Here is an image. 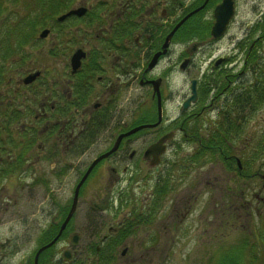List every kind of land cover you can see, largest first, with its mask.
<instances>
[{
    "label": "flooded vegetation",
    "instance_id": "1",
    "mask_svg": "<svg viewBox=\"0 0 264 264\" xmlns=\"http://www.w3.org/2000/svg\"><path fill=\"white\" fill-rule=\"evenodd\" d=\"M188 1L168 0L166 3V0H154L151 6L148 5L150 0H103L92 12L86 0H67L66 8L48 20L49 33L42 38L34 36L11 60L7 57L10 46L4 50L5 44L11 42L12 33L21 26L22 19L3 23L0 97L7 98V105L0 111V128L7 120L10 122L19 117L20 108L24 114L19 128L22 151H0V157L4 153L6 157L11 156L8 161L19 160L28 165L23 173H10L9 179L0 185V194L6 183L12 181L16 185L13 196L6 198L12 200L11 205L0 195V226H5L6 213L12 214V207L17 208L12 217L23 226L17 235L11 234L0 240V264H12L13 261L14 264H35L37 251L56 235L59 236L55 243L37 256L36 264H151V253L165 252L166 245L160 246L163 243L161 232L150 233L146 228L155 222L157 210L160 207L164 209L166 205L165 198L155 194V188L161 187L171 176L174 165H170L167 151L176 134L182 137L180 143L194 146L196 154L198 151V154L202 151H236L237 147L230 140L238 137V147L243 151L245 144L240 137L243 111L259 102L264 95V53L256 55L258 48H264V7L260 8L264 2L248 0L253 2L250 11L255 20L244 21L243 17L242 20L236 19L239 0H235L233 16L224 34L215 38L208 31V35L197 38L200 25L212 28L215 22L214 5L220 0H209L199 15L186 21L190 27L185 35L178 34L177 30L164 48L168 33L189 4L194 1L190 7H198L205 0ZM133 5L137 6V13L131 11ZM82 6L89 8L90 12L87 10L85 15L74 14L64 20L57 19L60 14ZM3 13L2 4L0 18ZM207 13L209 16L204 17ZM129 14L131 19H127ZM85 18L93 19L94 31L87 32ZM134 26L139 29L152 27L158 35L151 37L144 31H135ZM179 43L189 45L178 53ZM78 49L84 50V55L74 70L72 57ZM43 53L51 59L47 65L42 63ZM157 53L160 54L150 68ZM195 54H200L201 59L206 55L212 57L206 72H202L201 82L205 81L206 94L200 88V80L192 78L196 80V102L183 108L190 93L184 94L179 113L168 119L166 103L172 96L167 99L165 75L159 76L155 72L165 58L170 64L169 70L178 65L181 72L197 68L199 71L200 64L194 62ZM254 58H257V63L248 68V63ZM184 61L185 67L182 68ZM163 73H166L165 67ZM34 74L33 80L24 82ZM251 76L252 83L249 80ZM136 84L146 91L148 102L142 100L143 91L133 93L137 89ZM155 87H158V92ZM126 89L129 93L123 101L121 96ZM250 89L252 91L248 92ZM237 98L248 100L240 106L236 104ZM20 99L22 103H19ZM224 100L230 104L226 110L220 111L215 123L202 120L210 111L217 113L220 102ZM222 113L227 114L230 125L220 130L226 136L225 144L216 148L212 140L205 138L207 142H204L203 138L210 137L215 127L220 125L224 119ZM138 126L143 127L124 135ZM167 133H172V140L164 143L166 151L159 156L156 170L150 166L153 157H147L145 149ZM102 134L111 144L89 160L87 151ZM120 135L118 147L96 162L78 188L74 211L61 230L87 169L100 155L110 151ZM140 137L152 140L140 155L141 162L150 172L142 186L148 183L152 186L144 195H135L130 185L138 176L132 173L124 188L116 192L121 182L118 175L120 165L127 163V169L124 167L123 171H128L132 163L140 164L138 153L134 149L129 152ZM194 156H186V165L182 160L178 163V168H184L178 170L177 187L194 172L196 161L201 163L204 157L198 156L194 160ZM223 158L228 167V163H234L237 168L239 161L242 168L235 171L242 177L246 175L240 154ZM3 160L0 158V162ZM30 178L32 180L29 181ZM17 195L21 200L19 206H15ZM194 199L195 202L197 199ZM185 202L189 203V199ZM247 205L241 193L233 201H222L220 207L228 213L244 211L240 216H246ZM210 207L214 210L215 203ZM166 229V225L162 227L164 232ZM148 236L153 242L145 243Z\"/></svg>",
    "mask_w": 264,
    "mask_h": 264
},
{
    "label": "rangeland",
    "instance_id": "2",
    "mask_svg": "<svg viewBox=\"0 0 264 264\" xmlns=\"http://www.w3.org/2000/svg\"><path fill=\"white\" fill-rule=\"evenodd\" d=\"M25 1L28 0L3 1L4 13L0 18V35H2L3 32V23H11L15 20L19 21V19H22L25 11ZM102 1L103 0H86V4L91 7L92 12H94L95 7ZM153 2L154 0H150L148 5L152 6ZM189 2L190 0L188 3ZM263 2L264 0H262V4ZM166 3H168V0H166ZM252 3L248 0L238 1L237 20H242V17L244 18V21L255 20V15L250 11ZM262 6L264 7V4L261 5L260 8ZM206 16L208 17L209 13L204 15V17ZM90 27L94 29L95 25H91ZM39 29V25H35L34 29H25L22 24L21 26H17L16 31L12 33L11 42L5 44L4 50H7L8 46L13 47L17 44L24 31L25 33L33 34L39 31ZM189 43H179L178 53L183 51ZM257 50L259 52L256 53V55L262 56L264 48H258ZM172 56L173 59H175V56ZM211 59L212 57H207V55L204 59H201L200 54H195L194 62L195 64H200L199 71L197 68L189 70L188 72L179 71L178 65H176L175 69L169 70L170 64L167 63V58L161 61L155 73L159 76L165 75L166 83L164 87L167 93V99L170 100L172 96L171 100L166 103L167 109L165 115H167L168 119L177 116L179 113L178 108L184 94L187 95L189 93L190 80L192 78L202 80L204 77L202 72H206L208 62ZM203 60H206L205 63H203ZM49 62H51V59L43 53L42 63L47 65ZM256 63L257 58H254L251 63H248V68ZM164 67L166 68L165 74L163 73ZM224 71L225 70H223V72ZM249 80H251L252 83V76ZM9 88L6 91L7 97L9 96ZM136 88L137 89L134 90L133 93L138 94L139 91H143L144 96L142 100L148 102L149 96L146 91L139 89L137 84ZM251 91L252 90L250 89L248 92ZM128 93L129 89L122 92L121 97L123 101L127 99ZM6 99L7 98L0 97V111H3L7 105L5 102L7 101ZM204 99L205 95L202 100ZM259 99V102L254 103L252 106L249 105L248 108L243 111L244 115L240 124V130L242 132V135L240 136L242 140L241 142L245 144L243 151L238 147L239 137L230 140V142L237 147L236 151H202L198 154V156H204L202 162L200 163L196 161V166L193 170L194 172L190 174L179 187L174 186L178 185V181L175 183L178 175V163H180L181 160L183 162L186 161L187 155H196V151H194L196 149L191 144L180 143L182 137L178 133L176 134V137L173 139V142L167 151V158L170 161V165H174L172 166L174 169L172 170L168 181L169 184L176 187V189L170 190V192L163 196L166 204L164 209L160 207V210H157L154 217L155 222L146 228L150 233L161 232V240L163 243H161L160 246H162V244L166 245L165 252L161 253L154 251L151 253V264H209L210 260L217 259L220 254H223L225 258L237 257L238 254L239 261L237 264H248L247 259L248 256L250 257L247 252L248 248L241 245L244 240H248L250 243H257L259 245V252L261 253V248L264 247V191L262 190V181L258 174L264 171V95ZM221 100H223V97L220 98V101ZM19 103H22L21 99L19 100ZM220 103L223 107L219 105L220 109L217 113H212L210 111L202 118V120L215 123L217 116L220 115V111L226 110L225 107L230 104L227 100ZM20 113L19 117L11 119L10 122L7 120L1 126L0 132L3 136L0 141V151H10V153L13 151L17 152V150L21 151V146L19 144L21 141L19 128L24 114L21 108ZM210 116L213 117L207 119V117ZM151 141L152 140H146L140 137L136 140L135 144L130 147L129 152L134 149L135 152L138 153L140 164L138 163V165H136L132 163V167L129 168L128 171H123V168H126L127 163L123 162L120 165L118 175L121 182L116 187V192L120 188H124L123 186L126 185L127 178L132 173H136L138 176L130 185V189L135 195H144L145 192L150 190L152 186L151 183L142 186L144 180L149 178L150 172L148 171L149 169L147 165L141 162L140 155ZM108 142L109 139L102 134L99 141L87 151L88 159L90 158L89 160H91V156H95L96 153L107 149L111 144V142ZM15 152L13 154H15ZM1 154L2 156L0 158L5 159L3 160V167L7 169L10 165V161L7 159H10L11 156L6 157L4 153ZM231 154L241 155L244 167L243 172L246 174L244 177L238 175L235 171L234 163H228L229 167L225 163L223 156ZM1 165L2 164H0V166ZM105 172L106 171H104V173ZM16 174L17 173L14 175ZM34 178L35 175L32 179ZM32 179L30 178L28 180L30 181ZM4 181H6V178H3V176L0 175V185L4 184ZM11 182L12 181L5 184L6 188L0 194L3 200L10 198L14 194V188L16 185ZM241 193L245 198L246 204H249L245 210L246 216H240L244 211L237 210L233 213H228L229 211L226 212L222 210L220 207L222 201H225V203L227 201H233V198H236ZM194 198L197 199L195 202L193 201L195 200ZM181 199H183L182 203H180ZM188 199L189 203H186L185 201ZM6 201L10 202L8 205L12 204V200L6 199ZM211 202L215 203L214 210L210 207L213 204H211ZM19 204H21V200L17 195V204L15 206H19ZM16 211L17 208L12 207V214H9L8 212L6 213L5 226H0V240H3L4 237H9L11 234L17 235L22 230L23 226L12 217ZM163 220L164 222H162ZM165 225L167 229L164 232L162 227ZM148 237L146 238L145 243L153 242L150 236ZM241 248H245L244 253H242L243 251L233 252L240 250ZM262 263L263 261L261 264ZM12 264H14V261ZM253 264L259 263L253 262Z\"/></svg>",
    "mask_w": 264,
    "mask_h": 264
},
{
    "label": "trees",
    "instance_id": "3",
    "mask_svg": "<svg viewBox=\"0 0 264 264\" xmlns=\"http://www.w3.org/2000/svg\"><path fill=\"white\" fill-rule=\"evenodd\" d=\"M4 0H0V8L2 9V4H3ZM66 3L67 0H28L24 2V15L22 17V19H24L23 21V26L25 27V29H34L35 25H39L40 27L42 26H46L48 23V20L51 19L52 16L57 15L59 12H61L64 8H66ZM182 3H184L182 1ZM129 9L126 8V11H128ZM135 13L138 12V8L137 6L132 7L131 11H133ZM125 11V13H126ZM27 19V26L25 24V20ZM131 15L129 14L127 16V19H131ZM93 21L92 18H85V29L87 30V32H91L94 31L93 28H91V22ZM199 24V23H197ZM192 25V24H191ZM190 26L188 25V23H185L179 30V32L181 34L185 35V31L187 28H189ZM200 27H202L200 25ZM204 27V26H203ZM134 30L138 31H144V33L146 35H149L151 37H156L158 35V32H155V29H153L152 27H144V28H140L138 26H134ZM204 30V29H203ZM35 33L30 34V33H25V31L23 32V35L21 36V38L19 39V41L17 42V44H15L13 47H10L7 51V57L9 60L13 59L16 55L19 54L21 48L23 47V45L25 43H27V41L31 40L34 37ZM204 86V89L206 91V84L205 81L204 83L201 84V87ZM237 105H243L244 101H247L248 99H241V98H237ZM221 115H223L224 119L223 121L220 123L219 126H216L215 129L212 131V135L210 137L208 136H204L203 141L207 142V140L205 138H208L209 141H213V145L214 147H222L224 143V140L226 139V136L222 135V133L220 132V130H225L229 127L230 123L229 120L227 119V114L226 113H222ZM226 135V134H225ZM208 145V143H207ZM199 153V151H198ZM198 153L194 156V160H197L198 158ZM21 157V156H20ZM19 158V157H18ZM9 166L7 167V169H5V167H3V165L0 166V175L3 177H7V175H10V173L15 172L19 167H21V162L19 160L16 161H12L9 162ZM184 167H179L178 170L183 169ZM174 168L171 167V171ZM164 189H169V186L164 183L160 186H158L157 188H155V194L156 195H163V193L165 192ZM242 246L247 247V252L250 255V257L248 256V264H253V262H258L259 264H261V262L263 261L262 264H264V253H259L256 248L258 247V245L256 244H252L250 242L247 241H243ZM245 248H241L240 250H236L233 252H242L244 253ZM239 261L238 258V254L237 257H232V258H225L224 255L220 254L218 256V258L210 260L209 264H237ZM260 261V262H259Z\"/></svg>",
    "mask_w": 264,
    "mask_h": 264
},
{
    "label": "water",
    "instance_id": "4",
    "mask_svg": "<svg viewBox=\"0 0 264 264\" xmlns=\"http://www.w3.org/2000/svg\"><path fill=\"white\" fill-rule=\"evenodd\" d=\"M203 7V5L193 11H191L190 13H188L187 15H185L179 22L178 24L174 27V29H172V31L167 35L166 37V41L163 45L164 48L167 47L168 45V41L169 39L172 37L174 31L186 20L188 19L192 14L196 13L198 10H200L201 8ZM85 12V8H80L76 11L74 10H71L69 11L68 13L62 15L59 19L62 20L64 18H66L67 16L71 15V14H77L78 16L82 15L83 13ZM233 15V0H222V2L217 5L214 9V18H215V23L212 27V30H211V34H213L215 37H218L220 36L223 32H224V29L229 21V19L232 17ZM48 33V30H45L41 33V36H46ZM164 52V50H163ZM160 53H157L152 62L150 63V68L155 64V61L158 57ZM84 55L83 52H81L80 50H78L72 57V65H73V69L75 70L78 66H79V61H80V58ZM185 64H182V67H184ZM36 76V74L34 75H31L29 76L28 78H26L24 80L25 83H28L30 82L31 80L34 79V77ZM155 91L158 92V87H155ZM191 92H192V96L184 103L183 107L186 108L190 101H194L196 99V91H195V81L193 80L192 83H191ZM143 126H139V127H136L132 130H130L129 132L125 133L124 135H127V134H131V133H134L135 131H137L139 128H141ZM167 138H170L169 135L166 136ZM121 139V135L117 138L115 144L113 145V147L110 149V151H107L106 153L102 154L101 156H99L91 165L90 167L87 169V172L84 174L83 178L81 179V181L79 182L78 184V187L76 189V193H75V199H74V203L72 204V207H71V210L70 212L68 213L66 219L64 220L62 226H61V230L63 229V227L65 226V224L67 223V221L70 219L73 211H74V207H75V202H76V197H77V191H78V188L80 187V185L83 183V181L86 179V177L88 176V174L90 173L92 167L96 164L97 161L101 160L103 157H106L109 153H111L113 150H115L117 147H118V142L119 140ZM163 142V139H160L158 142L152 144L147 150H146V154H149V153H154V156H155V161H154V164H157L158 161H159V155H161L163 152H164V146H162ZM239 164V162H238ZM240 167V165H239ZM261 179L263 180V183H262V187L264 188V174L260 175ZM59 235H57L48 245L40 248L37 252V255H39V253L45 249L47 246H50L52 245L55 240L57 239ZM37 262V257H36V260H35V264Z\"/></svg>",
    "mask_w": 264,
    "mask_h": 264
}]
</instances>
